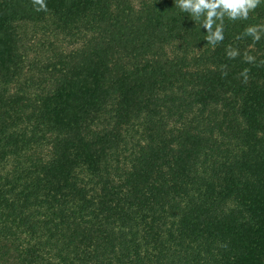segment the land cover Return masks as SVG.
Masks as SVG:
<instances>
[{
  "label": "trees",
  "instance_id": "obj_1",
  "mask_svg": "<svg viewBox=\"0 0 264 264\" xmlns=\"http://www.w3.org/2000/svg\"><path fill=\"white\" fill-rule=\"evenodd\" d=\"M46 4L0 0V264H264V2L214 49L174 0Z\"/></svg>",
  "mask_w": 264,
  "mask_h": 264
},
{
  "label": "clouds",
  "instance_id": "obj_2",
  "mask_svg": "<svg viewBox=\"0 0 264 264\" xmlns=\"http://www.w3.org/2000/svg\"><path fill=\"white\" fill-rule=\"evenodd\" d=\"M174 2L176 8L187 13L196 25L198 24L200 28L206 30L207 35L204 37L207 42L206 46L210 45L214 49L225 39L224 22L226 19L231 22L247 20L264 0H174ZM31 3L36 12L48 10L46 0H31ZM245 37H251L253 43L249 45V48L254 47L264 38V24L247 26L236 39ZM240 56L239 49L233 48L231 45L226 47L228 59H237ZM243 61L255 64L256 58L245 51ZM261 63L264 64V61ZM248 72L249 69H244L240 73L244 78V83H247ZM224 74L226 75V72Z\"/></svg>",
  "mask_w": 264,
  "mask_h": 264
}]
</instances>
